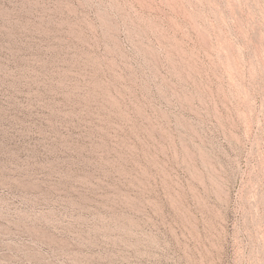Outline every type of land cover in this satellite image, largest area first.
<instances>
[{
    "label": "rangeland",
    "instance_id": "374dc122",
    "mask_svg": "<svg viewBox=\"0 0 264 264\" xmlns=\"http://www.w3.org/2000/svg\"><path fill=\"white\" fill-rule=\"evenodd\" d=\"M0 264H264V0H0Z\"/></svg>",
    "mask_w": 264,
    "mask_h": 264
}]
</instances>
